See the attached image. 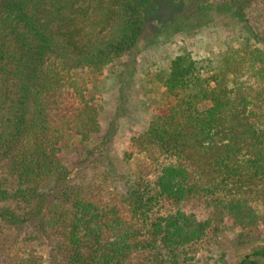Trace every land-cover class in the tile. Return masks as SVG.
<instances>
[{"label":"trees","instance_id":"1","mask_svg":"<svg viewBox=\"0 0 264 264\" xmlns=\"http://www.w3.org/2000/svg\"><path fill=\"white\" fill-rule=\"evenodd\" d=\"M155 1L0 0V264H211L228 229L236 264H264V52L249 39L171 61L173 102L133 137L124 190L106 157L89 161L101 111L88 86L116 66L133 77ZM179 4L163 30L216 9L264 39V0ZM72 134L86 157L70 168Z\"/></svg>","mask_w":264,"mask_h":264},{"label":"rangeland","instance_id":"2","mask_svg":"<svg viewBox=\"0 0 264 264\" xmlns=\"http://www.w3.org/2000/svg\"><path fill=\"white\" fill-rule=\"evenodd\" d=\"M182 10L179 0H156L146 11L151 39L146 37L145 41H150V44L143 42L140 45L142 51L136 57V64L132 68L133 77L129 78L130 72L127 78L124 77V67L116 66L88 86L87 98L101 111V133L89 145L90 150L95 151L89 161L95 163L101 155L106 157L109 168L112 167L114 185L119 190L126 188L135 169L133 161L125 160L126 153L132 150L133 137L148 130L156 112L173 102L165 86L171 61L184 52L191 54L195 60H208L227 52L229 48L238 49L248 39L264 52L260 25L255 26V32L259 33L260 39L250 38L238 18L216 9L209 13V18L200 22L199 27L195 17L192 25L181 27L179 32L163 30L177 21ZM156 33L159 36L153 41L152 35ZM125 61L129 59L125 58ZM122 77L125 84L121 82ZM208 106V103L203 104L201 108L206 109ZM108 133L113 140L105 145L104 138ZM71 137L66 143L75 149V153L68 154L63 149V161L73 168L79 167L84 161L86 151L79 144L80 139L76 135L72 134ZM238 233L239 230L232 229L224 233L223 241L213 249L211 264H236L239 257L235 253L233 240ZM260 237L264 238V230Z\"/></svg>","mask_w":264,"mask_h":264}]
</instances>
